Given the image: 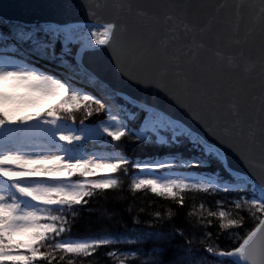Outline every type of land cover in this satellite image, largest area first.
I'll return each instance as SVG.
<instances>
[{
	"label": "snow or ice",
	"instance_id": "snow-or-ice-1",
	"mask_svg": "<svg viewBox=\"0 0 264 264\" xmlns=\"http://www.w3.org/2000/svg\"><path fill=\"white\" fill-rule=\"evenodd\" d=\"M0 264H264V0L0 12Z\"/></svg>",
	"mask_w": 264,
	"mask_h": 264
},
{
	"label": "trees",
	"instance_id": "trees-1",
	"mask_svg": "<svg viewBox=\"0 0 264 264\" xmlns=\"http://www.w3.org/2000/svg\"><path fill=\"white\" fill-rule=\"evenodd\" d=\"M48 106V105H47ZM161 150L155 148V147H150V146H145V145H140V144H129L127 149H126V154L129 158H131L132 160H136V159H142V158H146V157H154L156 155H158V153ZM191 153L188 151H184V155L188 156ZM134 169L129 168L128 169V173L126 176H121V179L124 182L125 185V191L123 192V196L133 204V206L135 205H140V206H144L146 204H148L149 202H152L153 205L157 208H160L163 212H167L169 209L176 211L177 210V206L174 204V202L167 200L165 198H161V197H156L154 194H151L150 192H138L136 194H131L129 191H127V185L130 184L131 182V178L134 174ZM185 200H186V204H185V209H181V213H183L186 210H191L192 205H195L197 208L199 207L200 203H206L207 206H211L207 201H205L202 197V194H195V193H188L185 195ZM92 211H99V209H92ZM95 217H90L87 215V213L84 216V219L81 221L80 226L78 227L77 231L80 233H86L88 232L89 229V225H88V221L89 220H94ZM158 228H162L164 231L170 230V228L172 227V225H157ZM180 241H176L174 243L173 246H175L176 244H179ZM223 244H228L229 241L227 239H224L222 241Z\"/></svg>",
	"mask_w": 264,
	"mask_h": 264
},
{
	"label": "water",
	"instance_id": "water-1",
	"mask_svg": "<svg viewBox=\"0 0 264 264\" xmlns=\"http://www.w3.org/2000/svg\"><path fill=\"white\" fill-rule=\"evenodd\" d=\"M17 2H22V0H0V12H3L4 10H6L8 5L17 3ZM75 3H80V0H74ZM95 2L97 4H99L101 6V10L104 9V6L106 4H111L114 3V0H95ZM111 11H115V9H112ZM82 15V13H81ZM246 52L247 55L249 57H251V59L255 62L256 60H258L259 56L261 55V44L259 41V37L258 35L255 37V43L250 44L247 48H246ZM108 56L107 53L103 54V56L101 57V59L103 60L104 58H106ZM257 69L256 68H252L251 69V74L255 75L256 74ZM150 99H157L154 95L152 94H148ZM230 162L233 165H236L238 162L233 158L230 157Z\"/></svg>",
	"mask_w": 264,
	"mask_h": 264
},
{
	"label": "rangeland",
	"instance_id": "rangeland-1",
	"mask_svg": "<svg viewBox=\"0 0 264 264\" xmlns=\"http://www.w3.org/2000/svg\"><path fill=\"white\" fill-rule=\"evenodd\" d=\"M55 102H56L55 100L51 101V103H55ZM46 106H47V105H46ZM48 106H50V104H49Z\"/></svg>",
	"mask_w": 264,
	"mask_h": 264
}]
</instances>
